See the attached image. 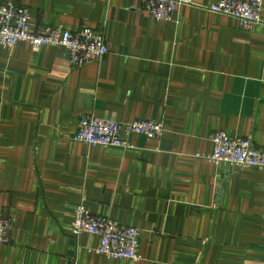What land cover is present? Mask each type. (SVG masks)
Masks as SVG:
<instances>
[{
	"label": "crops",
	"instance_id": "obj_1",
	"mask_svg": "<svg viewBox=\"0 0 264 264\" xmlns=\"http://www.w3.org/2000/svg\"><path fill=\"white\" fill-rule=\"evenodd\" d=\"M30 26L102 30L109 54L73 67L63 46L0 45V264H264V169L207 159L222 130L264 147L263 23L193 0L154 20L141 0H14ZM84 114L162 121L127 149L72 138ZM139 229V260L71 233L74 209Z\"/></svg>",
	"mask_w": 264,
	"mask_h": 264
},
{
	"label": "built area",
	"instance_id": "obj_2",
	"mask_svg": "<svg viewBox=\"0 0 264 264\" xmlns=\"http://www.w3.org/2000/svg\"><path fill=\"white\" fill-rule=\"evenodd\" d=\"M154 20L172 18L175 9L182 5H194L193 0H141ZM263 0H216L208 10L234 17L243 28L263 23L260 16ZM29 9L14 1L0 0V45L13 48L19 42H28L33 51L42 45L64 47L70 64L81 67L90 62L102 60L109 49L102 30L81 26L74 30L62 27L40 26L32 29L29 23ZM164 131L162 121L132 119L119 122L84 114L79 118L72 138L88 145L132 147L127 137L137 134L147 137H160ZM213 150L207 159L238 166L264 169V147L254 146L251 139L232 137L222 130L213 131L210 136ZM13 219L7 213L0 214V244L9 242ZM86 232L98 237L96 252L108 257L139 260V229L124 226L116 221L91 213L83 203L74 209L71 233ZM71 264H77L72 262Z\"/></svg>",
	"mask_w": 264,
	"mask_h": 264
}]
</instances>
